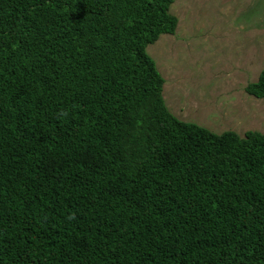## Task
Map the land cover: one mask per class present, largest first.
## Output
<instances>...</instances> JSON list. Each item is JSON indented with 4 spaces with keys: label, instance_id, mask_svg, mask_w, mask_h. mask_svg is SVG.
<instances>
[{
    "label": "trees",
    "instance_id": "1",
    "mask_svg": "<svg viewBox=\"0 0 264 264\" xmlns=\"http://www.w3.org/2000/svg\"><path fill=\"white\" fill-rule=\"evenodd\" d=\"M172 3L0 0V264H264V132L168 111Z\"/></svg>",
    "mask_w": 264,
    "mask_h": 264
},
{
    "label": "rangeland",
    "instance_id": "2",
    "mask_svg": "<svg viewBox=\"0 0 264 264\" xmlns=\"http://www.w3.org/2000/svg\"><path fill=\"white\" fill-rule=\"evenodd\" d=\"M174 34L146 48L179 120L212 133L264 132V99L245 92L264 69V0H173Z\"/></svg>",
    "mask_w": 264,
    "mask_h": 264
}]
</instances>
